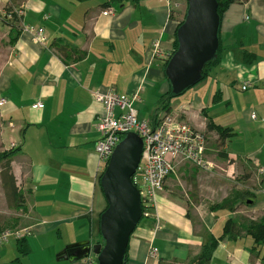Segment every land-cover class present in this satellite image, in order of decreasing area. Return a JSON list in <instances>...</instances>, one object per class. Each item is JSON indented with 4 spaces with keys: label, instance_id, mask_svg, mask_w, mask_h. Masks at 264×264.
<instances>
[{
    "label": "crops",
    "instance_id": "1",
    "mask_svg": "<svg viewBox=\"0 0 264 264\" xmlns=\"http://www.w3.org/2000/svg\"><path fill=\"white\" fill-rule=\"evenodd\" d=\"M15 1L18 33L10 40L7 24L0 42V153L12 151L22 198L8 204L0 175V232L25 229L26 252L11 236L0 242V264H89L92 256L69 260L60 252L79 241L102 242L99 222L107 203L100 176L107 162L94 151L103 108L91 91L136 92L138 118L151 119L170 89L162 63L174 48L179 19L170 0H118L110 5L112 15L102 13L108 0ZM26 27L42 28L45 41H34ZM219 36V63L186 97L172 98L169 112L205 133L212 167L194 166V190L186 198L166 177L156 208L129 237L125 264H264V244L251 250L250 237L224 238L209 260L199 259L239 208L249 219L264 216V0L230 4ZM156 40L163 57L152 55ZM243 51L252 53L251 63H244ZM38 100L41 109L33 107ZM207 123L229 127L232 135L221 142ZM226 173L237 176V194L248 196L245 203L237 199L235 212L208 206L213 183L222 190Z\"/></svg>",
    "mask_w": 264,
    "mask_h": 264
},
{
    "label": "water",
    "instance_id": "2",
    "mask_svg": "<svg viewBox=\"0 0 264 264\" xmlns=\"http://www.w3.org/2000/svg\"><path fill=\"white\" fill-rule=\"evenodd\" d=\"M187 7L175 37L177 48L164 68L171 96L177 97L202 79L206 63L212 60L219 46L220 16L216 0H185ZM142 152V139L127 132L114 147L103 173L100 186L106 208L100 215L103 242L96 246L89 240L67 245L61 258L95 257L96 264H125L129 237L141 217V199L133 176Z\"/></svg>",
    "mask_w": 264,
    "mask_h": 264
},
{
    "label": "built area",
    "instance_id": "3",
    "mask_svg": "<svg viewBox=\"0 0 264 264\" xmlns=\"http://www.w3.org/2000/svg\"><path fill=\"white\" fill-rule=\"evenodd\" d=\"M102 13L112 15L114 8L109 5ZM26 30L34 34V41L39 43L45 41L42 28L26 27ZM152 55L153 57L164 56L157 40L152 43ZM245 88L246 84L242 86V89ZM91 96L103 108V113L97 117L95 122L99 138L94 143V151L101 159L108 161L114 147L127 132H135L142 139L140 161L131 177L140 194L142 216L149 217L156 208L157 195L162 190L166 177L174 171L178 162L190 163L205 170L212 167V164L205 158V133L180 120L178 115L165 113L159 118L158 124L153 125L150 119L138 118L134 106V102L139 100L136 92L123 95L113 88L106 91L94 89L91 91ZM4 102L5 99L1 98L0 104ZM33 107L41 109L43 103L38 100ZM251 117L255 118L256 115L252 113ZM263 171V168L259 169V172ZM25 232V229L2 231L0 242L6 241L11 236L20 238ZM149 253L153 256L155 250L151 249ZM91 259H89V264H92Z\"/></svg>",
    "mask_w": 264,
    "mask_h": 264
},
{
    "label": "trees",
    "instance_id": "4",
    "mask_svg": "<svg viewBox=\"0 0 264 264\" xmlns=\"http://www.w3.org/2000/svg\"><path fill=\"white\" fill-rule=\"evenodd\" d=\"M116 1L118 0H108L107 2L104 3V6H109L111 5V3L116 2ZM216 1L218 3L217 12L221 20V17L224 11L227 9V7L230 4H232L236 0H216ZM11 18L12 19L8 21L9 25L11 26L10 32H9V36H10L9 38L10 40H14L16 34L18 33L16 26H17V22L19 21V16L15 12L13 17ZM181 23L182 21L179 20L178 25H180ZM176 48H177V41L175 39L174 48L171 54L176 50ZM221 52H222V44H221V40L219 36V46H218L216 55L212 60H210L204 66L203 71H202V79L200 81L207 78L212 68L215 67L219 63L220 58H221ZM171 54L169 55V57L171 56ZM242 55H243L244 63L249 64L252 62L253 57H252L251 52L243 51ZM167 61L168 59H165L164 62L162 63L163 69L165 68ZM170 94H171V90L169 89L164 95L160 97L159 102H158L159 104L158 108L150 119L153 125H156L159 122V115L157 113L159 110L163 111L164 109L166 112L170 111L171 109L170 101L173 98V96H171ZM207 130H215L218 136V140H220L221 142L226 141V139H228V137L232 135L231 129L229 127H221L219 125H214L212 123H207ZM11 152L12 151L9 150V151L0 153V166L2 167L0 175L2 179V186L5 189V191H7L6 197H7L8 204L10 206H14V205L17 206L20 203L22 197L17 192V188L15 186V180L11 172V167H10V157L12 154ZM7 180L9 182V185H8ZM6 183H7V186H6ZM239 197H240V201L243 203H245V201L248 200V196H246V194L241 193ZM236 203H237L236 200L234 201L229 200L225 204L219 206L218 208L212 207V206L210 208L212 210L228 209L230 211L235 212ZM144 218H147V217L142 216L138 224H140V222ZM242 237H250L252 240L251 250L252 249L259 250L261 245L264 244V216L260 217L259 219H249L243 215L237 217L236 219L228 218L223 225L222 234L218 238L211 237L209 239V241L204 245L199 259L209 260L212 253L214 252V249L216 248L220 240L224 238H226L227 240L229 239L238 240L239 238H242ZM17 241H18V251L20 253L26 252L25 245H24V238H21V237L20 239L17 238ZM91 262L92 264H96L95 257L91 259Z\"/></svg>",
    "mask_w": 264,
    "mask_h": 264
},
{
    "label": "rangeland",
    "instance_id": "5",
    "mask_svg": "<svg viewBox=\"0 0 264 264\" xmlns=\"http://www.w3.org/2000/svg\"><path fill=\"white\" fill-rule=\"evenodd\" d=\"M15 4H16L15 0H6L5 2H3V1L0 2V8H1L0 9V21L3 20L2 22H4V25H5L3 27V29H4L3 34H2L3 36H0V39L2 38V40L0 41L1 43H3V41H4L3 37H5V39H6V31H7L6 26H7V24L9 25L8 21H10L12 19L11 17H13V15L16 11H19L18 9L15 10V8H18V6H16ZM170 5H171V12L173 14H175V16L180 21H182L184 18L186 7H187L186 1L185 0H170ZM5 44L2 46H3V48L6 49ZM5 49H4V51H5ZM167 59H169V57ZM203 82H204V80L200 81L199 83H203ZM188 90H186L183 94H181L177 97H173V99H180V98L186 97L189 93ZM174 101H176V100H174ZM161 112H162V115H164L165 113L166 114H172V113H169L170 111L166 112L164 109ZM178 118L180 120H182L180 116H178ZM182 121H185V120H182ZM195 173H196V171L194 170V166L190 163L178 162L175 165V169L170 174L169 177L174 178V181H176V183L178 185V188H177L178 194L181 193V195L186 198L189 196L190 192H193L194 189L191 188V186L193 185L191 180H193V179H191V178L195 175ZM225 177L227 180L222 183V185H221L223 188L222 190L219 189L220 184L217 181L213 183L214 186L217 188V190L215 191L214 196L210 197V200L212 202L210 204H208L209 207L212 206V207L218 208L219 206L225 204L229 200H233V201L236 200L237 201V199L239 198V194H237L238 191L236 190L237 176L234 173H231V174L226 173ZM235 210H237V209H235ZM242 211H244V208H239V211L234 213L233 218L236 219L237 217H239L241 215L244 216L245 212H242Z\"/></svg>",
    "mask_w": 264,
    "mask_h": 264
}]
</instances>
